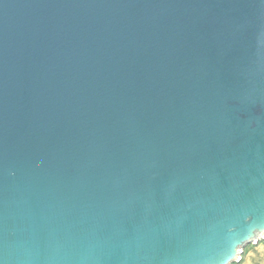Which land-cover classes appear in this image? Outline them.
Returning <instances> with one entry per match:
<instances>
[{
	"label": "water",
	"instance_id": "obj_1",
	"mask_svg": "<svg viewBox=\"0 0 264 264\" xmlns=\"http://www.w3.org/2000/svg\"><path fill=\"white\" fill-rule=\"evenodd\" d=\"M262 240L264 0H0V264Z\"/></svg>",
	"mask_w": 264,
	"mask_h": 264
},
{
	"label": "crops",
	"instance_id": "obj_2",
	"mask_svg": "<svg viewBox=\"0 0 264 264\" xmlns=\"http://www.w3.org/2000/svg\"><path fill=\"white\" fill-rule=\"evenodd\" d=\"M234 264H264V240L246 246L241 259Z\"/></svg>",
	"mask_w": 264,
	"mask_h": 264
},
{
	"label": "built area",
	"instance_id": "obj_3",
	"mask_svg": "<svg viewBox=\"0 0 264 264\" xmlns=\"http://www.w3.org/2000/svg\"><path fill=\"white\" fill-rule=\"evenodd\" d=\"M241 259V257L239 258V260Z\"/></svg>",
	"mask_w": 264,
	"mask_h": 264
},
{
	"label": "trees",
	"instance_id": "obj_4",
	"mask_svg": "<svg viewBox=\"0 0 264 264\" xmlns=\"http://www.w3.org/2000/svg\"><path fill=\"white\" fill-rule=\"evenodd\" d=\"M232 264H234V263H232Z\"/></svg>",
	"mask_w": 264,
	"mask_h": 264
}]
</instances>
